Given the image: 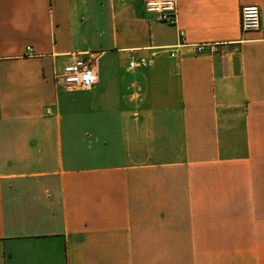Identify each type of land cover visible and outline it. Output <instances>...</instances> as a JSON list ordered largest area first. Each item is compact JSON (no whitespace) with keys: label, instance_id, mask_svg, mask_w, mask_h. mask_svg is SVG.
Returning <instances> with one entry per match:
<instances>
[{"label":"crops","instance_id":"0c3cea01","mask_svg":"<svg viewBox=\"0 0 264 264\" xmlns=\"http://www.w3.org/2000/svg\"><path fill=\"white\" fill-rule=\"evenodd\" d=\"M144 1L0 0V264H264V0Z\"/></svg>","mask_w":264,"mask_h":264},{"label":"built area","instance_id":"2783aa9c","mask_svg":"<svg viewBox=\"0 0 264 264\" xmlns=\"http://www.w3.org/2000/svg\"><path fill=\"white\" fill-rule=\"evenodd\" d=\"M144 5L146 13L156 21L170 26L178 25V0H145ZM241 28L245 33L261 29V11L258 6H248L242 9ZM180 37V46H185L186 43L182 42L183 31L180 32ZM194 47L198 55H214L218 52V45L214 43H201ZM28 50L30 51V49ZM171 56L175 57V53H172ZM151 66L152 61L140 58L130 63L129 70ZM56 78L62 82L66 90L71 92L90 90L97 83V74L93 62L86 59L65 66L62 71L57 73Z\"/></svg>","mask_w":264,"mask_h":264}]
</instances>
